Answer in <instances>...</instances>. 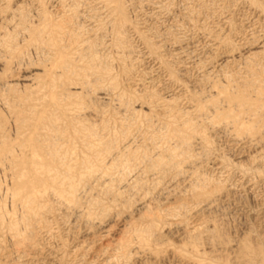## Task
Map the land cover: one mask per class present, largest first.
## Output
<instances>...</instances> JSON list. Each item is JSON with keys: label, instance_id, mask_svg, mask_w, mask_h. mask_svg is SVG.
Returning <instances> with one entry per match:
<instances>
[{"label": "rangeland", "instance_id": "1", "mask_svg": "<svg viewBox=\"0 0 264 264\" xmlns=\"http://www.w3.org/2000/svg\"><path fill=\"white\" fill-rule=\"evenodd\" d=\"M5 1L0 9L23 5L35 25L43 15L61 25L58 30L65 28L58 42L68 67L55 66L52 50L35 42L20 44L9 62L0 53V147L21 144L30 153L33 146L45 147L52 134L65 143L67 157L81 158L89 151L77 137L88 127L107 147L105 165L112 157L116 164L100 181L110 177L107 186L84 181L93 184H83L75 206L80 212L53 195L45 200L51 235L35 228L17 244L2 231L0 264H130L117 241L125 228H143L149 214L158 217L170 244L180 243L166 224L183 217L189 228L202 225L198 240L206 250L216 249L220 263L264 264V0H120L123 14L116 15L114 2L103 0ZM118 33L121 43H115ZM230 93L235 98L227 100ZM242 93L249 103L241 106ZM214 95L217 111L209 105ZM186 119L196 126L189 149L171 137ZM248 126L251 133L243 129ZM57 127L66 131L62 138ZM164 144L181 153L174 159L180 166L158 165ZM1 158L0 201L10 211L5 189L12 187V170ZM200 190L217 193L213 211L201 209Z\"/></svg>", "mask_w": 264, "mask_h": 264}, {"label": "bare ground", "instance_id": "2", "mask_svg": "<svg viewBox=\"0 0 264 264\" xmlns=\"http://www.w3.org/2000/svg\"><path fill=\"white\" fill-rule=\"evenodd\" d=\"M122 1H120V0H112V1L111 0H106V1H104L103 0L104 3L102 1L101 2H102V4H105V2H106L107 5L110 4V3H112V2H114V5H112V8H113V11L114 12H117V13H115V15H116L118 13L119 14H123V12H122L123 6L121 5V2ZM246 1H248V0H246ZM256 2H257V0H256ZM254 4L255 3L253 2V5ZM120 5L122 6V8L120 7ZM22 6H16V7L13 6L15 8V9L12 8L13 10H9L8 9V6H6L4 8L2 7V9H0V16H2V15L5 16L4 17L5 20H4L3 24L0 25V53L2 54V55L1 54L0 55L2 57H4V59L6 60V62H9V60L12 58V55L18 54L17 52H19L18 50L20 49V44H23L24 43L26 45H30V44H33V42H35L40 47L42 46L45 49L47 48L50 51L52 50L51 52L53 53V55H52V58H49L50 59L49 61L52 60V62L55 63V66L56 65H59V66H62V69H67L68 62H67L66 57H68L67 56L68 53L65 54L63 52V51H65V49H64L65 47L63 45H61L60 42H58V41H60V38H61L60 31L62 33L63 32L62 30L65 29V28H63L62 30H58V29H61L62 26L61 25L59 26V24L56 25V24L49 23V21H48L49 19L47 20L45 18V16H43V15H42V17H40L38 19V20H40L42 18V21L41 20L39 21V22H42V23L38 24L39 23L38 22L35 25V24L31 23V21L29 22V20L26 19L27 17L24 15ZM43 6H42V8H43ZM102 8H105V6L102 7ZM108 9H109V7H108ZM260 10L262 11V9H260ZM42 12H44V11H42ZM26 13H28V12L26 11ZM41 13L39 15H41ZM44 14H46V13H44ZM29 16H30V14H29ZM115 17L116 16H114V18ZM120 17L122 18V15H120ZM117 18H118V16H117ZM123 21H124V19H123ZM55 22L56 21H54V23ZM112 24H114V23H112ZM118 24H121V22H119ZM118 24H117V26H118ZM57 31H59V32H57ZM112 31H114V30H112ZM54 32H57V33H54ZM117 32H119V30ZM114 33H115V31H114ZM120 33H122V32H120ZM120 33H118V35L115 34V35L118 36V37H115V40L118 39L119 42L121 43L122 42L121 39L124 38V37L120 38ZM63 34H64V32H63ZM118 40H116L115 43L118 42ZM61 41H63L62 38H61ZM67 51H68V49H67ZM93 56H95V55H93ZM119 56H121V55H119ZM91 59L93 61V57H91ZM96 59H98V58H96ZM94 61H96L95 58H94ZM101 72L103 74H105L103 71H101ZM101 72H99V73L103 77V74H101ZM97 74H96V76H98ZM113 87H111V88L114 89ZM216 91L218 92V90H216ZM256 91H258V90L256 89ZM243 92H244V90H243ZM259 92L261 93V91H259ZM220 93H219V95H220ZM247 93H248V90H247ZM243 94L244 93L238 95V99H240V103H241L240 105L241 106H242V104H245V102H246L245 100L248 99V98H246V95H245L246 93L244 95ZM217 95H218V93H217ZM217 95H214V96H216L215 98L212 96L213 99L210 102L208 101L210 103L209 105H211V107L213 106L215 108V110H216V107H217V102H219V101H217L218 100L217 99ZM219 95H218V97H221ZM244 96H245L246 99L244 98ZM221 98H223V96ZM226 98L228 100L230 98H235V97H233L231 95V93H230L229 95L226 96ZM256 103H258V102H256ZM157 104H159V103H157ZM256 107H257V105H256ZM198 108H201V107H198ZM32 110L33 109H31V111ZM24 113H25V111H24ZM197 114H199V113H197ZM169 119H171V118H169ZM180 119H182V118H180ZM163 120L165 121V119H163ZM171 120H173V119H171ZM171 120L169 121V123L171 122ZM233 120H235V119H233ZM164 121H163V123H164ZM173 122H174V120H173ZM235 122H236V120H235ZM22 123H23V121H22ZM27 123H28V121H27ZM167 123H168V120H167ZM174 123H176V121ZM193 123H191L190 120L188 121L187 119H186V121L183 120V122H181V123H178L177 122L178 125H176V124L175 125L178 127L181 124L180 127L181 128L183 127V129L180 130V128H179L178 130H175L174 132L171 130L173 132V133L171 132L172 134L170 132H168L170 130L168 128L169 127L168 125H166L168 127H163V124L161 123V125H162L161 127L164 128V129L165 128L166 129H169V130H167V132H168L167 134L169 136L173 135L171 137H173L174 139H176L179 142L178 143L179 145H182L186 149L187 148L189 149V147L192 145L191 142H193L192 141V139H193L192 138V135L194 134V132H196V126H194ZM17 124H18V122H17ZM54 124H56L55 121H54ZM54 124H51V125L54 126ZM234 126H236V125H234ZM244 126L242 125V127H244ZM249 126L243 128V129H247L245 131H248V130L250 131L251 128L249 129ZM66 128H64V129H66ZM72 128H75V127H72ZM170 128H174V124ZM84 130H86L85 131L86 133L85 134H82V136H79L77 138H80L81 139V142H82L81 144L83 145V147H87V149L89 151V154H84L81 158L78 157V156H74L73 155L74 152H75V149H77V148H74L73 149L74 151L73 152H70V154L73 155V157H67L66 155H68L69 150L64 147L65 143L62 142V139L60 141H57L55 138H53V136H51L52 134L50 135V137H48V136L45 135L47 137V139L49 138V140H51V141H49V140L46 139L48 142L46 141L45 147H44V144H43V146H38V145L33 146V148L30 150V153H28V149H26V147H24V145H21V144L18 147L16 146L18 150L17 149H14V146H13L12 149H10V148L3 149V148L0 147V159H2L1 157H4V158L6 157V159L8 158V162L10 164V169L12 170V171H10V175H9L10 176V179L9 180H10V182L12 184V187L11 188L6 187V189H5V194H6L5 196L8 199H10L11 207L12 208H11V210L9 209L10 211H7L5 209L4 204H2L1 201H0V229H1L0 234L3 231L4 233L8 234L9 237L12 240L13 239H16L17 244H19L18 242H20V244H21V242L24 243V237H23L24 234H25V236L28 235V234H30L32 236V232L35 233V228H38L37 231L39 230L40 232H44L46 234H50L51 233V230L48 227V224L49 223L47 222V219H46V212H47V210H43L45 208V206L43 205V203L44 202H47L45 200H48V198L53 195V196L59 198V200L61 201V203H63L64 205H68V206L71 205V207L72 206L75 207V206L78 205L77 204V200L80 198V197L78 198V196H80L79 194L81 192L85 191L84 187H86V185L83 186V184H87V185L88 184L89 185H92L93 184V183L90 184V183H85V182H87V181L89 182L90 180L91 181L93 180L94 183L96 182V183H98V185L101 184V185H105V186H107V184H109V182L111 183L110 177H108L109 179H108L107 182L105 181V179H103L104 181L102 180L103 182H100V181H101V179L105 175H108V172L107 171H109L111 169L110 167H112V166L114 167L115 166V164H116L115 161H114L115 160V157H114V159H112L113 157L110 158V161H109L108 165H105V161L107 160V159L105 160V158L107 156V151H106V148L107 147H104V145H103L104 142L101 139H95L94 137H92V133L90 132V130H89L88 127H83V130L82 131H84ZM54 131H55L56 134L59 133L58 134V137L61 135V138L63 137L62 135H64L65 132H66V131L65 132L64 131H61L58 127L56 129L54 128ZM159 131H161V130H159ZM25 132H24V134H25ZM48 132H51V130L48 131ZM78 132H80V131H78ZM251 132L252 131H250L249 133H251ZM86 137H88V138H86ZM39 140H40V138H39ZM72 140L74 141L75 139H72ZM69 141H70V137H69ZM73 141H72V143H73ZM1 142H2L1 144L3 145V139L1 140ZM76 145L77 144H75V147H76ZM159 146H161V145H159ZM164 146H165V144H164ZM164 146H163V152H164V154L162 156H160L159 158H157L158 165H161L162 166L163 164H167L168 163V166H169V165H171V163L174 164V165H175V163H179L178 165L180 166V164L182 162L181 161L182 159H180L181 162H178V160H177V162H175L174 159H178L177 157L181 153H179L177 151L176 147L173 148V147H168V146L166 147L165 146V148H164ZM129 147H130V144H128L126 146V149L129 148ZM15 150H17L18 152L15 151ZM71 150H72V148H71ZM165 151H166V153H165ZM186 158H187V155H186ZM0 162H1V160H0ZM183 162H184V160H183ZM97 165L102 166L101 170H100V168ZM178 165H177V167H178ZM96 166L99 168L100 172H98L97 170L95 171V169H96L95 167ZM179 169H180V167L178 168V170ZM96 172H98V174ZM192 173H193V171H192ZM202 182H203V180H202ZM121 183H123V182H121ZM135 185L137 186L136 183H135ZM89 187H91V186H89ZM2 189H3L2 183L0 182V192L2 191ZM106 189H108V188H106ZM220 189H223V188H220ZM213 190H211V191L200 190L198 192V195L199 196L202 195L204 197L203 198V201H201V203L204 202V203H202L203 205L200 203V205L203 206L201 209H204V210H212V208L216 207L215 206V203H216L215 201L216 200L213 198V196L216 197V195L218 193L217 191L219 190V188L216 191L214 190L215 192H217L216 195H212ZM219 192L222 193L223 190H221ZM59 200H58V202H59ZM197 202H199V201H197ZM42 206H44V207H42ZM46 208H47V205H46ZM75 210L77 212H80L81 209L78 208V207H75ZM83 210L84 209H82V211ZM85 210H87V209H85ZM52 211H53V209H52ZM180 211H181V209H180ZM18 212H19V214H18ZM48 212H49V209H48ZM175 212H177V211H175ZM77 214H76V217H77ZM79 214H78V217H79ZM90 215H91V210L90 211L88 210V211L85 212V218H86V216L89 218ZM180 218H183V217H180ZM180 218L179 219L178 218H174L170 223L166 224L167 227H169V229L172 230V233H174V235L177 237V239L179 240V243L180 244H178V243L177 244H173V243L170 244L168 241H166L165 239H163V237L160 234V230L164 226L162 227V225L159 224L158 217L155 218L154 217V214H153V216H150V214H149V218H148V220H147V222H146V224L144 225L143 228L136 229L137 228L136 226H133V227H135V229H133V227H127L128 229L125 228V231L127 232V234L126 235L123 234V236L121 237V239H119V241H117L118 243L116 242L117 243L118 250H119L118 252L120 253V255L122 257L126 258L125 261L127 260L130 264H146V263H148V264H223L222 262L221 263L219 262L221 257L218 258V255L216 254L217 253L216 252V249H214L213 247H211V249L206 250L205 248L202 247L204 245V244L203 245L201 244L202 241L199 242L198 239H199L200 235L202 234V229H203L202 225L198 223V224L192 225L189 228V226L187 227V223L184 221L185 219L182 220ZM142 224H144V223H142ZM46 225H47V227H46ZM208 226H206V227H208ZM141 227H142V225H141ZM208 231H211V230L208 229ZM204 232H205V230L203 231V233ZM105 233H107V232H105ZM207 234H208V232H207ZM203 235H205V234H203ZM0 237H1V235H0ZM201 237H202V235H201ZM28 238H30V237H28ZM210 239H212V237Z\"/></svg>", "mask_w": 264, "mask_h": 264}]
</instances>
